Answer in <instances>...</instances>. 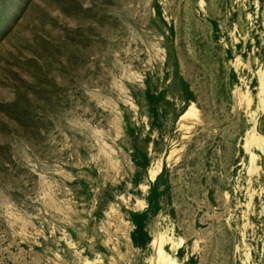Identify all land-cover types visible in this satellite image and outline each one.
I'll use <instances>...</instances> for the list:
<instances>
[{"label": "rangeland", "instance_id": "374dc122", "mask_svg": "<svg viewBox=\"0 0 264 264\" xmlns=\"http://www.w3.org/2000/svg\"><path fill=\"white\" fill-rule=\"evenodd\" d=\"M263 82L264 0H0V264H264Z\"/></svg>", "mask_w": 264, "mask_h": 264}, {"label": "trees", "instance_id": "16d2710c", "mask_svg": "<svg viewBox=\"0 0 264 264\" xmlns=\"http://www.w3.org/2000/svg\"><path fill=\"white\" fill-rule=\"evenodd\" d=\"M145 217L146 213H137L134 215V222L136 224V235H144L146 233L145 231ZM134 240H138L137 236L134 237Z\"/></svg>", "mask_w": 264, "mask_h": 264}, {"label": "bare ground", "instance_id": "6f19581e", "mask_svg": "<svg viewBox=\"0 0 264 264\" xmlns=\"http://www.w3.org/2000/svg\"><path fill=\"white\" fill-rule=\"evenodd\" d=\"M262 87H264V82H263ZM253 142H255V141H253ZM160 253H163V248H162V247H161V249H160Z\"/></svg>", "mask_w": 264, "mask_h": 264}]
</instances>
